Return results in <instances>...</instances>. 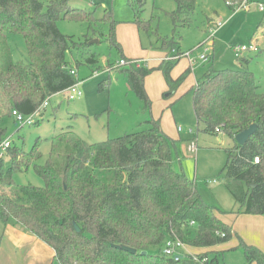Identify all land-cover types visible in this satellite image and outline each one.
Masks as SVG:
<instances>
[{"label": "trees", "instance_id": "trees-1", "mask_svg": "<svg viewBox=\"0 0 264 264\" xmlns=\"http://www.w3.org/2000/svg\"><path fill=\"white\" fill-rule=\"evenodd\" d=\"M71 1L50 0L45 6L41 0H0V142L6 139L1 124L6 118L14 119L13 111L31 115L47 99L80 82L77 73L71 72L76 68L67 54L79 45L85 47L96 31L80 43L63 34L58 23L85 22L91 30L96 18L94 11L73 8ZM225 1L234 9L249 0ZM175 2L174 23L188 25L196 0ZM136 12L134 24L149 32V24ZM102 22L110 23L107 38L123 53L115 32L118 21L107 12ZM9 34L23 36L29 61L13 59ZM164 47L169 52L176 50L179 59L162 61L152 69L142 64L107 68L125 72L130 89L148 108L152 102L145 79L153 71L163 73L169 88L165 98L173 97L192 72L188 68L174 79L171 74L183 52L173 41L165 40ZM242 59H238L241 68L211 69L198 81L191 90L193 110L206 133L217 135L219 128L234 142L226 150L222 171L238 206L234 213L264 216V90L248 69L249 61ZM87 60L96 63L92 57ZM148 123L149 130L93 144L72 132L59 134L52 138L50 155L42 165L37 163L42 158L38 143L30 152L12 145L0 158L1 222L21 228L51 247L54 264H220L222 251L216 248L234 237L233 228L217 215L225 212L207 203L197 184L174 169L175 141L159 120L151 118ZM251 127L254 132L239 145L235 137ZM255 157L259 163L254 162ZM32 165L45 186L16 185L13 175ZM170 238L196 250L201 261L187 256L176 262L163 250L152 254L151 250ZM239 241L246 264H264L262 250ZM205 258L208 262L202 261Z\"/></svg>", "mask_w": 264, "mask_h": 264}, {"label": "rangeland", "instance_id": "rangeland-1", "mask_svg": "<svg viewBox=\"0 0 264 264\" xmlns=\"http://www.w3.org/2000/svg\"><path fill=\"white\" fill-rule=\"evenodd\" d=\"M41 1L46 6L50 0ZM137 1H142L143 5ZM70 5L94 11L96 18L91 30L85 22L61 20L58 23L63 34L80 43L86 40L88 33L96 31V34L91 33L94 37L85 47L79 45L67 54V60L77 70L78 88L83 95L76 100L68 99V91L54 95L48 107L36 116L32 126L17 125L13 118H6L1 124L6 130L5 138L12 142L13 147L26 152L38 143L42 158L37 163L42 165L50 155L52 138L59 134L72 132L93 144L126 133L149 130L151 125L148 122L154 118L175 141L174 169L197 184L207 203L225 212L223 220H232L238 206L226 187L222 171L227 162L226 150L233 147L234 142L226 134L206 133L205 125L198 124L191 90L211 69L241 68L234 46L251 43L258 46L259 52H244L242 57L249 61L248 69L264 90V8H260L264 6V0H249L244 7L234 9L225 0H196L190 22L184 26L181 22L175 24L172 19L171 15L178 8L175 0H72ZM135 10L140 19L149 24V32L140 31L134 24ZM107 12L118 21L115 32L123 53L107 38L111 25L102 22ZM218 21L225 24L214 30V37L209 39L210 29ZM165 40L178 44L183 53L190 52L189 57H182L175 65L172 75L177 79L190 67L192 72L173 97L165 98L169 88L163 73L153 71L145 79V89L152 102L148 108L130 89L125 72L107 68L116 67L125 58L141 59L149 69L157 68L166 54L164 61H175L178 52H169L164 47ZM210 40L213 46H210ZM8 42L16 62L29 61L23 36L9 34ZM204 42L207 44L200 46ZM201 55L208 56V60L201 61ZM91 57L96 59V63H88L87 59ZM178 127H181L180 133ZM191 142L197 144V153L190 151ZM13 180L18 186H45L33 165L27 171L15 173ZM6 190L11 192L12 188ZM2 232L0 220V242ZM164 245L151 250L152 254H159ZM220 250V264H246L244 250L238 245L230 244Z\"/></svg>", "mask_w": 264, "mask_h": 264}, {"label": "crops", "instance_id": "crops-1", "mask_svg": "<svg viewBox=\"0 0 264 264\" xmlns=\"http://www.w3.org/2000/svg\"><path fill=\"white\" fill-rule=\"evenodd\" d=\"M166 55L160 59L161 62L164 61ZM242 58L245 59V57ZM125 59L128 60V58ZM137 61L146 66L143 60L138 59ZM172 77L176 79L173 75ZM179 128L181 127H178L177 130L180 133L181 130ZM217 215L225 224L233 228L234 237L229 243L216 249L220 250V248L230 244L239 245V238H241L244 242L256 246L264 253V216L234 215L235 217L232 220H223L226 215L219 213ZM2 227L4 233L2 232L0 242V264H54V250L36 236L15 227L13 224L6 226L1 222Z\"/></svg>", "mask_w": 264, "mask_h": 264}, {"label": "built area", "instance_id": "built-area-1", "mask_svg": "<svg viewBox=\"0 0 264 264\" xmlns=\"http://www.w3.org/2000/svg\"><path fill=\"white\" fill-rule=\"evenodd\" d=\"M228 4H231V3H228ZM244 5L241 7H244ZM260 8L263 9L264 6L261 5ZM224 24L225 23H223L222 21L213 23L212 28L210 29L211 35L209 39L214 37V30L221 28ZM206 44L207 43L204 42L200 46H203ZM209 44L210 46H213V42L211 40ZM258 51H259V48L254 43H251L249 45L234 46V53L238 59L242 58V56L244 55V52L255 53ZM189 55H190V52H186V53H183L181 57H189ZM179 57L180 56H176L175 60L179 59ZM199 59L203 62H206L208 60V56L201 55ZM141 64L142 63L140 61L135 60L133 62H130L127 59H122L119 62V65L126 66V67L130 65L140 66ZM71 72L72 74H76L75 70H72ZM78 85L79 83L75 84L74 86L70 87L67 90L70 93L68 96L69 100H76L77 98L83 95L82 91L78 88ZM49 102H50V99H47L39 109H37L33 114L28 115V116L22 115L16 110L13 111V117L16 121V124L21 125V126H32L33 124H35L36 116L40 114L42 110L48 107ZM179 129L181 130V128ZM216 132H217V135H223V131L219 128L216 130ZM11 146H12V142L9 139H5L2 142H0V158L4 157V155L8 152ZM197 148L198 147L196 143L194 142L190 143L189 149L191 152L197 153V150H198ZM254 162L259 163L260 162L259 157H255ZM194 224H195L194 222H191V225H194ZM222 236L224 237L225 235L223 234ZM162 252L165 256L172 258L176 262H180L183 258L187 256H192L193 259L197 262L201 261V258L196 254L197 253L196 250H193L190 246L184 244L179 239H172V238L168 239L165 242L164 249ZM208 260H209L208 258H205L202 261L208 262Z\"/></svg>", "mask_w": 264, "mask_h": 264}, {"label": "water", "instance_id": "water-1", "mask_svg": "<svg viewBox=\"0 0 264 264\" xmlns=\"http://www.w3.org/2000/svg\"><path fill=\"white\" fill-rule=\"evenodd\" d=\"M255 130V127H251L250 129L244 131V132H241L239 133L236 137H235V140L236 142L239 144V145H244L248 138L252 135V133L254 132ZM79 231V228L77 229ZM127 251L128 252H131V253H136V250L134 249H131V248H127Z\"/></svg>", "mask_w": 264, "mask_h": 264}]
</instances>
